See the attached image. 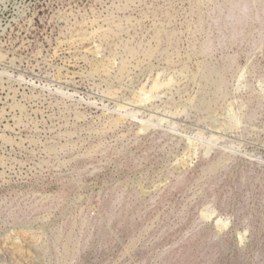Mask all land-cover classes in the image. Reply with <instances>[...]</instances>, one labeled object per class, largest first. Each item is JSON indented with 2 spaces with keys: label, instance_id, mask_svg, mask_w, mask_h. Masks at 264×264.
Wrapping results in <instances>:
<instances>
[{
  "label": "rangeland",
  "instance_id": "1",
  "mask_svg": "<svg viewBox=\"0 0 264 264\" xmlns=\"http://www.w3.org/2000/svg\"><path fill=\"white\" fill-rule=\"evenodd\" d=\"M225 1L0 0V264H264V0Z\"/></svg>",
  "mask_w": 264,
  "mask_h": 264
},
{
  "label": "water",
  "instance_id": "2",
  "mask_svg": "<svg viewBox=\"0 0 264 264\" xmlns=\"http://www.w3.org/2000/svg\"><path fill=\"white\" fill-rule=\"evenodd\" d=\"M220 6L224 13L217 17V19L224 22V24L232 26L233 28L237 25V23H239L241 18H245L247 21L253 19L252 8L244 1L226 0ZM220 28L222 29L221 23ZM221 29H219L221 36L217 38L219 42H221L222 37H226ZM230 31L231 30L229 29L228 36L229 38H232Z\"/></svg>",
  "mask_w": 264,
  "mask_h": 264
},
{
  "label": "bare ground",
  "instance_id": "3",
  "mask_svg": "<svg viewBox=\"0 0 264 264\" xmlns=\"http://www.w3.org/2000/svg\"><path fill=\"white\" fill-rule=\"evenodd\" d=\"M244 70H246V69H244ZM243 72V71H242ZM246 72V71H245ZM247 73V72H246ZM245 73V74H246ZM243 76H245L244 74H242L241 76H240V80L243 78ZM245 78V77H244ZM169 80V79H168ZM242 80H244V79H242ZM237 81H239V80H237ZM239 83H241V81L239 82ZM163 85V84H162ZM162 85H161V87H162ZM240 85V84H239ZM241 85H243V84H241ZM167 86V85H166ZM157 87H158V85H157ZM243 87V86H242ZM241 87V88H242ZM237 88H239V87H237ZM261 90V89H260ZM237 91H239V89H237ZM236 91V92H237ZM242 91V90H241ZM228 106H229V104H228ZM233 108V107H232ZM232 116V115H231ZM144 122V121H143ZM146 122V121H145ZM151 122V121H150ZM158 122V121H157ZM152 124V123H151ZM158 124V123H157ZM215 127V126H214ZM219 129V128H218ZM215 133V132H214ZM195 136V135H194ZM197 139H199V138H197ZM201 139V138H200ZM205 144V143H204ZM208 146V145H207ZM221 146V145H220ZM189 147H191V144H189ZM222 147V146H221ZM191 149V148H190ZM209 152V151H208ZM188 154V153H187ZM192 157V156H191ZM186 158V157H185ZM190 160V159H189ZM179 161V160H178ZM183 161V160H182ZM184 161H186V160H184ZM187 164V163H186ZM144 188V187H143ZM148 189V188H147ZM207 212H209V211H207ZM203 213L204 214V216H211V214H210V212L209 213ZM213 214V213H212ZM203 216V215H202ZM211 217H213V216H211ZM210 217V218H211ZM228 222V221H227ZM216 224H218L219 225V227H221V228H223L224 226H226V222L224 221V220H222L221 218H218L217 219V222H216ZM217 226V225H216ZM218 227V228H219ZM227 228V227H226ZM226 228H224V229H226ZM222 231V230H221ZM247 235V234H246ZM243 237V233H241V238ZM242 241V240H241Z\"/></svg>",
  "mask_w": 264,
  "mask_h": 264
}]
</instances>
